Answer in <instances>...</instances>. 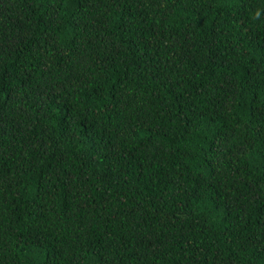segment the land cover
Returning <instances> with one entry per match:
<instances>
[{"label": "trees", "instance_id": "obj_1", "mask_svg": "<svg viewBox=\"0 0 264 264\" xmlns=\"http://www.w3.org/2000/svg\"><path fill=\"white\" fill-rule=\"evenodd\" d=\"M0 264H264V0H0Z\"/></svg>", "mask_w": 264, "mask_h": 264}]
</instances>
